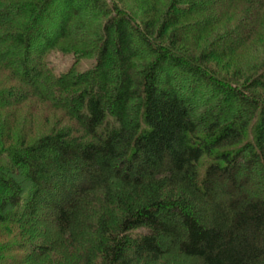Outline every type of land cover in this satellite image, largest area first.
<instances>
[{
    "label": "trees",
    "instance_id": "16d2710c",
    "mask_svg": "<svg viewBox=\"0 0 264 264\" xmlns=\"http://www.w3.org/2000/svg\"><path fill=\"white\" fill-rule=\"evenodd\" d=\"M129 2L0 0V264H264V0Z\"/></svg>",
    "mask_w": 264,
    "mask_h": 264
},
{
    "label": "rangeland",
    "instance_id": "374dc122",
    "mask_svg": "<svg viewBox=\"0 0 264 264\" xmlns=\"http://www.w3.org/2000/svg\"><path fill=\"white\" fill-rule=\"evenodd\" d=\"M126 4L128 5V3H130V0H125ZM134 8V5H131ZM130 7V5H129ZM140 7V6H139ZM134 10L137 13H140L141 10H139V8H134ZM240 11H232V20L227 21V18H229V16L227 18H223V23L220 25L221 27H227L230 29H233L236 25H237V20H233L234 17H238L240 15L239 13ZM255 44H251V45H247L246 47L242 48L241 50H239V52L236 54V56H234V58L236 59L235 62L239 63L240 61L243 60V62H249L252 65H255L257 63V61L255 59L256 56L258 55V50L256 48H254L255 46H253ZM47 61L49 62L50 67L53 69L55 74H60L63 72L68 71L72 66H76L78 71H87L89 68L92 67V65L94 64V59H80L79 61L76 62V59L74 57L73 54H64L61 51L58 50H53L51 52L48 53L47 55ZM224 64L225 62H221V64ZM251 65V66H252ZM33 107L32 103L28 102L27 104L22 105V109L20 111L17 112V124L15 126H13V130H12V134L13 137H18L19 134H21L22 124L25 126L26 122L28 121V117L30 116V110ZM8 114V111L3 112V118ZM56 117V116H55ZM45 113L44 110L43 111H37L36 112V118H35V125H34V129L32 130V133H41L43 131L48 132L50 128H47L45 125ZM50 119V123L51 121L54 120V116H49L48 117ZM57 118V117H56ZM20 136V135H19ZM32 136V134H31ZM2 135V139L3 142L5 143V145L7 144V146H9L11 144V142H7L6 141V137ZM28 186H26L27 188ZM36 228H35V232L36 235L34 236V239H39L42 238V235L44 234V228L45 231L47 230V237H51L54 236L55 232H54V228H52L51 224H47L44 225V223H42L41 221H37L36 224ZM19 228V227H18ZM37 230V231H36ZM34 232V233H35ZM7 230H6V226L5 227H0V246L3 247L5 246L4 244H8L10 245V241H11V237L8 236L7 234ZM35 241V240H34ZM7 242V243H5ZM33 244V243H32ZM7 245V246H8ZM13 245V244H12ZM25 251H18V250H11L9 251L10 255L12 256H17L19 261L22 262L21 264H54V262H59L57 258H60L63 260L64 259V249L62 248V246H58V247H54L51 249V251L47 252L44 255H37L35 254V256L30 257V258H26L25 260H23L22 258V254H24ZM27 252H31L30 249ZM33 252V251H32Z\"/></svg>",
    "mask_w": 264,
    "mask_h": 264
}]
</instances>
